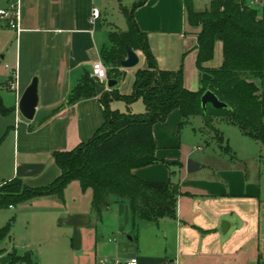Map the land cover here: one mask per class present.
Returning <instances> with one entry per match:
<instances>
[{
  "label": "crops",
  "instance_id": "0c3cea01",
  "mask_svg": "<svg viewBox=\"0 0 264 264\" xmlns=\"http://www.w3.org/2000/svg\"><path fill=\"white\" fill-rule=\"evenodd\" d=\"M114 2L118 0H22L20 35L8 27L7 21L0 19L1 117L13 114L16 120H21L19 102L38 77L39 103L33 120L37 126L30 135L50 128L51 134L62 138V148L58 151H71L94 136L100 128L101 117L103 123L102 94L75 103L70 99L81 76L91 73L93 63L102 61V49L108 45L109 35L118 31L114 26L105 30L104 26L108 6ZM121 2H118L120 7ZM140 3L144 4L136 7ZM5 7V0H0V8ZM93 8L101 13L95 25L90 21ZM133 16L140 31L148 37L159 69L176 71L182 66L185 87L198 91L201 76L196 66L197 31L188 25L185 0H137L133 4ZM15 40L16 46L12 47ZM137 53L140 59L145 58L143 53ZM222 64L223 45L217 42L214 58L205 67L215 70ZM120 71L128 73L122 68ZM16 73L18 91L11 87ZM118 84L117 80L114 88L105 87L104 92L117 91ZM177 113L181 124V115ZM83 115L94 120L87 125L84 135L81 131ZM153 134L156 156L162 162L135 170L134 174L147 182L180 185L183 195L178 198L177 219H164L158 224L139 222L138 228L133 230L128 206L114 204L104 211L105 229L110 235L107 238L99 232V221L92 214L93 193L91 196L90 191L84 192L80 183L74 181L66 188L63 200L58 197L35 199H53L57 206L63 204V216L56 220L55 226L63 230V238L69 240L67 256L71 255V264H126L136 257L139 264H264V199L259 193L256 190L243 192L241 183L236 187L232 182L229 186L234 184L236 189L228 192L222 183H193L185 176L178 178L182 173L173 170L177 163L165 160L158 147L155 128ZM14 139L17 150L20 134L15 132ZM24 155L29 156L28 151L25 150ZM199 165L198 171L206 168L204 164ZM16 166L13 176L0 186L17 178L31 188H44L61 176L54 159ZM179 166H184L188 173L187 164ZM225 224L229 225L227 232H224ZM153 225L163 226L162 236L166 240L169 235L173 238L171 256L167 251L161 254L152 248H142L140 227L149 229ZM43 234V241L50 239L47 230ZM60 238L51 240L58 242ZM34 245L35 242L29 240L23 246V254L16 248H3V256L14 251L19 255L30 254L33 264H42L41 260L36 261L38 249Z\"/></svg>",
  "mask_w": 264,
  "mask_h": 264
},
{
  "label": "trees",
  "instance_id": "16d2710c",
  "mask_svg": "<svg viewBox=\"0 0 264 264\" xmlns=\"http://www.w3.org/2000/svg\"><path fill=\"white\" fill-rule=\"evenodd\" d=\"M185 10L189 27L197 31V69L200 76L208 74L212 78L200 80V89L193 92L185 87L182 66L176 71L160 70L147 35L140 31L133 12L124 10L129 30L112 32L101 54L109 67L108 78L117 81L123 74L120 68L127 48L143 53L148 67L136 72L133 93L124 96L118 91L104 92L100 98L103 123L94 136L71 151L54 152L61 176L44 188H31L17 178L4 183L0 186V210L41 197L63 200L66 188L77 181L84 192L92 191V214L99 222L104 220L105 210L119 203L128 206L133 230L139 222L176 220L178 198L183 195L180 185L147 182L134 174L135 170L162 162L156 156L153 129L156 124L165 123L174 111L181 115V126L191 118L201 117L206 130L217 132L214 122L222 119L264 146V94L257 83L264 82V10L247 8L246 0H212L204 11L195 9L194 0H185ZM217 42L223 45V64L210 70L205 64L213 60ZM97 84L86 72L70 102L97 96ZM208 90L232 112L211 105L204 111L201 98ZM140 98L145 103L144 114L110 109L112 101L130 105ZM10 230L11 223L0 230V241L9 237ZM4 254L0 249V257ZM9 257L8 264H33L30 254L20 256L14 251Z\"/></svg>",
  "mask_w": 264,
  "mask_h": 264
},
{
  "label": "rangeland",
  "instance_id": "374dc122",
  "mask_svg": "<svg viewBox=\"0 0 264 264\" xmlns=\"http://www.w3.org/2000/svg\"><path fill=\"white\" fill-rule=\"evenodd\" d=\"M136 1L122 0L121 7L118 4L119 1L108 6L104 20L105 30L109 31L111 26H114L116 27L114 30L127 32L129 25L124 10L129 11L131 14L133 4ZM211 1L194 0L195 9L204 11L209 7ZM15 46L16 40L12 47ZM25 55L23 51V58H25ZM105 66L109 70V67ZM147 67L146 58H141L138 67L128 70L126 75L123 73L118 79V93L124 96L131 95L133 93L132 85L135 71ZM83 76L84 74L81 78ZM35 78L38 79V77ZM257 83L261 87V93L264 94V82L259 80ZM97 85L101 94L104 93L105 87H108V83L104 84L99 81ZM199 89L200 87H198ZM110 109L123 114H144L146 112L142 98L130 105L124 101H112ZM19 118L20 121L16 120L13 114L0 116V184L13 176L17 163L53 162L54 152H58L62 148V138L58 134H51L50 128L38 134L33 133L30 135L37 124L26 120L21 113ZM100 120L101 123L98 126L101 127L102 117ZM91 122H94L93 118L89 119L84 115L82 116L81 131L83 135L85 128ZM29 126L32 128L30 129ZM214 127L217 132L206 130L201 117L191 118L183 126H180V117L177 111H174L168 116L165 123H158L154 128L158 147L165 155L166 161L186 165L189 160H192L206 166L205 169L188 174L184 166L175 165L173 170L177 174L182 173L180 176L178 175V178L185 176L187 181L193 183H222L228 189V192L235 187L234 184L233 187L229 186L232 182L236 184V187H240L241 183L243 192L256 190V193H259L260 197L264 199L263 144L245 135L238 126L226 120H215ZM15 132L20 134L18 151L14 141ZM25 150L28 151L29 156L24 155ZM88 191L92 196V191ZM56 203L53 199L35 200L34 202L20 204L12 209L0 210V230L11 223L9 238L0 242V249L16 248L19 254H23L25 250L23 246L29 240H32L35 242L34 246L38 249V252H35L36 261L39 259L42 264H71V255L67 256L70 251L69 240L64 239L63 230H59L55 226L56 220L63 216V204L57 206ZM107 218L109 217L107 216ZM105 222L106 220L99 222L98 227L99 232L108 238L110 235L107 234L105 229ZM44 230H47L50 236L47 241H43L45 237ZM163 231V226L153 225L149 229L141 226L142 248L148 250L152 248V250L161 254H163V251H167L168 255L171 256L173 238L169 235L166 240L162 236ZM57 237H61L59 241H53ZM125 239L126 237H123V240L127 241ZM6 256H9V254Z\"/></svg>",
  "mask_w": 264,
  "mask_h": 264
},
{
  "label": "water",
  "instance_id": "95a60500",
  "mask_svg": "<svg viewBox=\"0 0 264 264\" xmlns=\"http://www.w3.org/2000/svg\"><path fill=\"white\" fill-rule=\"evenodd\" d=\"M140 64L139 54L127 48V56L121 62V68L125 70H130L138 67ZM212 77L208 74H203L200 80L211 79ZM117 85V81L110 79L108 82L109 88H114ZM201 87V85H200ZM39 98H38V79L34 78L32 84L26 89L19 102V111L22 116L28 120L33 121L35 118L36 110L38 107ZM202 108L205 111L209 105L218 110H227L232 112V109L224 102H221L219 98L210 90L206 91L201 98ZM200 165L192 160H189L187 163V172L194 173L200 169ZM229 225H224V232H227ZM11 261V257L4 256L0 258V264H8Z\"/></svg>",
  "mask_w": 264,
  "mask_h": 264
},
{
  "label": "built area",
  "instance_id": "2783aa9c",
  "mask_svg": "<svg viewBox=\"0 0 264 264\" xmlns=\"http://www.w3.org/2000/svg\"><path fill=\"white\" fill-rule=\"evenodd\" d=\"M6 7L0 8V19L7 21L8 27L20 35L22 32L21 22H22V0H5ZM247 8H257L264 10V0H246ZM100 10L98 8H93L91 14V23L95 25L97 20L100 18ZM91 77L101 83H108V69L103 63V61H97L93 63L91 70ZM14 82L11 87L13 90L18 91V74H15ZM126 264H139L138 258H133Z\"/></svg>",
  "mask_w": 264,
  "mask_h": 264
}]
</instances>
